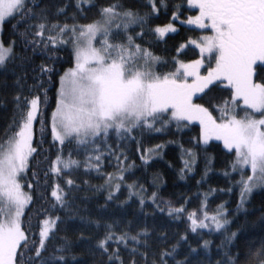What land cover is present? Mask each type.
<instances>
[{
    "label": "snow or ice",
    "instance_id": "1",
    "mask_svg": "<svg viewBox=\"0 0 264 264\" xmlns=\"http://www.w3.org/2000/svg\"><path fill=\"white\" fill-rule=\"evenodd\" d=\"M188 3L198 4L199 10V15L189 18L188 23L204 28L207 20L211 34L189 41L199 48L200 59L188 62L174 59V70L161 74L155 71L161 58L136 43L137 39H143L144 32L135 36L129 32L132 26L143 28L149 17L159 12L157 0H148L149 10L143 14L141 9L126 7L115 0L98 9V19L73 25L51 20L48 9L40 8L37 0H0V25L15 16L22 21H38L20 33L25 37V45H31L35 52L38 48L44 50L71 44L68 62L72 65L62 72L41 65L42 75H58L55 106L47 122L41 104L48 109L49 89L44 87L45 81H40L38 85L30 86L32 92L36 88L42 89L39 95L29 98L18 93L15 96L16 114L0 136V264H80L71 240L65 236L60 238L62 243H54L61 217L49 213H55L57 208L63 209L68 195L59 183L51 186L50 197L54 202L37 209L36 233L31 232V219L27 223L23 219L25 209L35 203V187L29 181L28 173L31 172L36 184L40 183L31 164L37 154L34 146L37 123L40 124L41 137L47 130L52 144L59 146L54 160L49 163V171L57 177H62L65 170L81 166V161L72 158L71 152L64 156L66 143H74L82 149L85 153L83 167L95 168L97 172H100L103 155L101 147L108 148L116 159L117 170L115 174L103 173L105 182L97 186L98 189H107L106 200H112L120 191L124 173L134 166L125 163L128 157L122 150L116 155L107 143L113 133L117 140H135L132 134L136 130L159 131L157 123L166 125L172 122L179 129L181 123L186 125L193 120L199 121L203 145L215 138L223 141L225 150L234 152V159L229 164L231 173L225 172V175L239 177L234 181L240 189L238 210L244 207L256 188H264V79L256 80L257 68L264 71V0H188ZM85 5L96 7L92 0H75L77 11H83ZM159 5L167 8L166 0H159ZM67 7L59 8L58 13H63ZM174 7L177 11L173 18L179 19L181 6ZM37 8L39 11H34ZM149 30L163 37L176 28L169 23ZM184 47L186 45L180 46ZM14 49L15 41L5 45L0 39V66L17 58ZM206 60L209 65L214 62L215 66L209 67L206 75H201L200 69ZM218 80L227 82L232 95L216 104L209 100L212 109L219 113L215 116L208 107L194 103L193 97L205 93V89L211 91L209 86ZM47 83L52 84L51 75H48ZM238 99L243 101V109H239ZM241 111L243 115H240ZM257 115L260 118L257 119ZM162 147L155 145L145 149L141 153L143 162L147 164L153 155H159ZM184 151L192 159L184 160V168L180 170L182 176L185 170H191L196 155L191 148ZM246 172L250 174L245 175ZM155 180L154 177V184ZM65 185L72 186L74 181L68 178ZM126 187L128 198L138 197L143 206L145 197L142 193L146 192L143 185L133 183ZM214 191L210 189V192ZM207 197L208 193H205L199 218L196 211L187 213V216L193 233L197 229L226 233L221 243L215 245L219 259H212L213 242L202 237V243L198 242L197 247L188 245L183 259H176L179 243L150 255L147 239H141L148 236L147 228L135 234L126 228L117 232L115 229L119 223L115 221L103 224L100 220L92 221L104 231L89 250L93 255L99 253L106 258L101 264H169L170 260L172 264H238L239 254L231 251L237 233L228 231L232 221L227 218L226 205H217L215 211L209 213ZM40 199L44 200L43 194ZM148 199L157 211H165L157 204V193H151ZM165 203L169 216L185 214L184 205L173 207L171 202ZM40 216L44 218L41 220ZM30 234L33 239L29 238ZM180 240L188 243L187 234ZM121 247L129 253L127 259L122 256ZM249 255L257 264H264V246Z\"/></svg>",
    "mask_w": 264,
    "mask_h": 264
},
{
    "label": "trees",
    "instance_id": "2",
    "mask_svg": "<svg viewBox=\"0 0 264 264\" xmlns=\"http://www.w3.org/2000/svg\"><path fill=\"white\" fill-rule=\"evenodd\" d=\"M115 0H93L96 7L85 5L83 11H77L75 0H37L40 8L48 9V16L53 21L61 24H88L98 19V9ZM126 7H134L143 11H148V0H119ZM159 12L149 17L147 24L141 27L132 26L129 32L135 36L136 33L144 32L143 39H137L136 43L142 47L150 49L152 53L161 58L156 64L157 72L163 74L174 70L172 61L174 59L185 62L200 59L199 49L188 46L185 49L180 48L191 40H196L203 36L206 31L190 27L184 23L185 20L198 14V10L189 6L188 0H166L167 8L159 5ZM180 5L179 19L173 18V13L177 11L175 5ZM65 8L63 13H58L59 8ZM29 7H32L29 4ZM39 11V8L34 9ZM75 17L73 19L72 17ZM35 20H21L19 16L9 18L3 24L2 39L7 45L9 41H15V53L17 58L5 66H0V136L8 129L16 114L15 96L19 93L22 96L31 98L32 95H39L42 89L36 88L35 92L30 91V86L38 85L40 81H45L44 87L48 88L49 106L45 110L41 104V111L47 122L50 112L54 108V95L58 87V75L41 74V65L52 67L57 72H62L72 66L68 61L71 59V44L66 46L57 45L54 48L33 52L31 45H25V37L20 33L25 32L27 26L36 23ZM174 23L178 30L166 37H158L149 29H154L157 25L163 26ZM31 39V37H29ZM123 39V38H121ZM26 58V59H24ZM214 62L209 65L205 61V66L201 68V75L207 74V69L213 67ZM257 82L264 79V71L257 68ZM26 74V75H25ZM48 75H51L52 84L47 83ZM19 81V83H17ZM211 91L205 89V93H198L193 97V102L203 104L208 107L217 116L218 112L212 109V104L220 103L222 99H229L232 95L230 87L223 86L222 82L210 85ZM202 97V98H198ZM43 99V97H42ZM212 101V104L209 103ZM240 105V102H238ZM167 119V117H165ZM156 130L139 129L132 135L136 138H124L117 140L113 133L107 143L111 145L116 155L122 150L128 157L125 161L127 165H133L124 173L125 180L121 184L120 191L116 193L112 200H106L107 189L97 186L103 185L105 178L103 173L116 172V159L105 146L101 147L103 153L101 157L100 172L95 168L85 169L83 162L85 153L82 149L73 144L63 146V154L67 157L71 152L72 158L80 160L81 166L71 171L65 170L62 177H57L49 171V163L54 160L57 154L58 145H53L51 136L47 130L43 138L40 134V124L35 125L34 146L37 148L35 159L31 161L33 171L38 174L40 183L36 184L32 178L31 172L28 173L29 181L35 187L33 196L35 203L25 209V223L31 219V232L36 233L37 209L48 207L53 203L50 197L51 186L59 183L67 195V203L63 209L57 208L55 213L61 217L58 224L59 231L54 243H62V237H67L73 242V251L77 254L80 264H101L102 260L99 253L95 255L89 250L96 240L102 237L103 227L97 228L92 221L100 220L104 222H118L117 232L127 229L131 234H135L142 228L148 229V236L141 239H147L150 248V255L153 251H159L161 248L170 249L173 244L179 243L176 259H183L188 252V245L197 247L198 242L203 239L213 242L212 259H219L215 245H219L224 239L226 233L212 232L207 229H197L195 233L190 231V221L187 213L196 211L199 217L201 204L205 201V193H208L207 204L208 211L212 213L216 206L225 204L228 210L227 218L232 221L228 226L229 232H236V238L232 241V253L239 254L238 264H257L256 259L249 255L264 246V188L254 191L248 198L243 208L237 209L239 204V187L235 186L234 181L238 176L225 175V172L231 173L230 162L234 159V152L230 153L224 149L223 143L212 139L207 145H203L200 133L199 123H181L178 129L175 122L161 125L156 124ZM199 141V144L196 143ZM163 145L159 155L153 156L147 164L141 159V153L149 147ZM191 148L195 152L194 163L191 170H185L183 176L181 169L184 168V160L192 159L184 149ZM123 160V157H121ZM95 163V161H93ZM48 173L47 176L44 174ZM250 173H245L248 175ZM156 178L155 184L153 183ZM71 178L74 185L66 186L65 180ZM137 183L143 185L146 189L142 193L145 197L143 206L139 203V198L133 196L128 198L127 184ZM210 189L216 191L210 192ZM138 190V189H137ZM157 193V204L165 208L164 212L156 210L155 205L148 197L151 193ZM43 194L44 200L40 199ZM47 201V203H45ZM126 201V202H125ZM171 202L173 207L184 205L185 214L180 217L169 216L167 213L168 204ZM83 217L84 219H81ZM41 220L43 216L39 217ZM27 231V229H26ZM187 234L188 243L180 240V237ZM166 237V239H165ZM30 239L33 236L30 234ZM131 243V242H130ZM114 246V245H113ZM135 246V245H132ZM51 250V249H50ZM122 256L127 259L129 253L121 247ZM203 257V253H201ZM138 258V257H137ZM172 264V261H169Z\"/></svg>",
    "mask_w": 264,
    "mask_h": 264
},
{
    "label": "rangeland",
    "instance_id": "3",
    "mask_svg": "<svg viewBox=\"0 0 264 264\" xmlns=\"http://www.w3.org/2000/svg\"><path fill=\"white\" fill-rule=\"evenodd\" d=\"M93 1V0H92ZM189 6H190V8H192V9H195V10H198V4H189ZM199 15V10H198V14L196 15V16H198ZM195 17V16H194ZM192 18V17H191ZM9 19V18H8ZM8 19H6V20H8ZM188 20L189 19H187V20H185L184 21V23L186 24V25H188V26H190V27H194V28H197V29H200V30H203V31H206V33L204 34V35H209V34H211V29H210V22L209 21H205L204 23H205V27L204 28H201L199 25H195V24H189L188 23ZM4 24V23H3ZM3 24L2 25H0V39H2V29H3ZM172 24H174V23H172ZM175 25V24H174ZM131 28V27H130ZM175 28H176V31L178 30V27L175 25ZM176 31H174V32H169V33H167L166 35H164L163 37H166L167 35H169V34H172V33H175ZM96 46L97 47H99V44L97 43L96 44ZM188 46H193V47H196V48H198L197 46H194V45H191L190 43H188V44H186V47H188ZM186 47H184L183 49H185ZM199 49V48H198ZM259 63V62H258ZM205 66V65H204ZM215 66V64H213V67ZM203 67V66H202ZM201 67V68H202ZM155 71H157L156 70V66H155ZM200 71H201V69H200ZM219 82H222V85L223 86H228V87H230L228 84H227V82L226 81H222V80H218V81H214L213 83H219ZM238 102H240V105H238L239 106V109H243V107H244V105H243V101L242 100H239L238 99ZM195 103V102H194ZM210 110V109H209ZM211 111V110H210ZM213 115H215L214 113H213ZM240 115H243V112L241 111L240 112ZM216 116V115H215ZM218 116V115H217ZM256 118L258 119V118H260L259 117V115H257L256 116ZM187 123H199V121H195V120H193V121H188ZM215 138H213V140H214ZM217 140V139H216ZM217 141H219V142H221V143H223V141L222 140H217ZM153 156H155V155H153ZM189 160H191V159H189ZM257 189H259V188H256L254 191H256ZM253 191V192H254ZM199 218V217H198Z\"/></svg>",
    "mask_w": 264,
    "mask_h": 264
}]
</instances>
